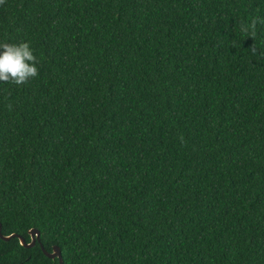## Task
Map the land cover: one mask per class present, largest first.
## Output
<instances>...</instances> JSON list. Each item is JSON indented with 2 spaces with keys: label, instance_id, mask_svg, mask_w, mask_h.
<instances>
[{
  "label": "trees",
  "instance_id": "1",
  "mask_svg": "<svg viewBox=\"0 0 264 264\" xmlns=\"http://www.w3.org/2000/svg\"><path fill=\"white\" fill-rule=\"evenodd\" d=\"M264 0H5L0 223L63 264H264ZM255 49V51L253 50ZM0 264H59L0 238Z\"/></svg>",
  "mask_w": 264,
  "mask_h": 264
},
{
  "label": "clouds",
  "instance_id": "2",
  "mask_svg": "<svg viewBox=\"0 0 264 264\" xmlns=\"http://www.w3.org/2000/svg\"><path fill=\"white\" fill-rule=\"evenodd\" d=\"M3 3L5 0H0V4ZM258 23L264 24V18L254 17L247 24L241 21V35L255 39ZM38 63V58L28 42L0 43V83H12L17 86L27 84L39 75Z\"/></svg>",
  "mask_w": 264,
  "mask_h": 264
},
{
  "label": "water",
  "instance_id": "3",
  "mask_svg": "<svg viewBox=\"0 0 264 264\" xmlns=\"http://www.w3.org/2000/svg\"><path fill=\"white\" fill-rule=\"evenodd\" d=\"M28 234L30 236V240L28 242L26 241V239L22 235L17 234V233H11V234H8V235H4L2 233V231H1V223H0V238L2 240L7 241V240L15 237V238H18V240H19V242H20V244L22 246L27 247V248L33 247L37 242H39V245H40L43 253L48 258H51V259L57 258L59 264H63L61 250H60V248L57 245H54L52 247L51 251H47L43 247V245L41 244V242H40V232H39L38 229H36V228L29 229Z\"/></svg>",
  "mask_w": 264,
  "mask_h": 264
}]
</instances>
